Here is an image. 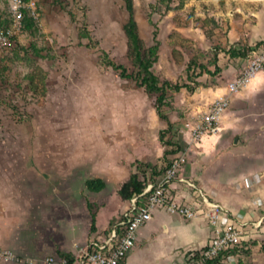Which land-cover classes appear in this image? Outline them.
Returning <instances> with one entry per match:
<instances>
[{
  "label": "rangeland",
  "instance_id": "1",
  "mask_svg": "<svg viewBox=\"0 0 264 264\" xmlns=\"http://www.w3.org/2000/svg\"><path fill=\"white\" fill-rule=\"evenodd\" d=\"M9 2L0 0V28L11 24ZM36 3L38 18L25 14L15 45L0 53V182L7 197H47L61 191L50 187L62 185L73 195L95 175L115 178L109 182L114 192L136 167L160 168L169 156L186 152L192 145L184 142L185 123L226 96L224 113L233 126L220 121L215 135L238 150V163L258 173L248 190L261 201L251 205L258 226L252 221L241 229L238 263L264 264V136L257 124L264 122V95L245 101L243 89L227 90L242 55L264 46V0ZM131 21L137 50L159 85L196 87H165L161 113L170 125L157 115V94L127 77L138 70L127 36ZM110 201L99 225L121 207L117 194Z\"/></svg>",
  "mask_w": 264,
  "mask_h": 264
},
{
  "label": "crops",
  "instance_id": "2",
  "mask_svg": "<svg viewBox=\"0 0 264 264\" xmlns=\"http://www.w3.org/2000/svg\"><path fill=\"white\" fill-rule=\"evenodd\" d=\"M239 94L245 101L264 95V71L257 72ZM228 119L229 115L224 113L221 121L224 128L230 130L234 120ZM257 124L260 126L258 135L264 136V122ZM228 144L226 138L215 134L204 135L197 143L189 144L192 146L186 151V164L181 176L192 180L197 187L228 208L238 226L245 222H258V215L251 207L255 205L254 199L258 198L251 195L247 185L249 174L258 173L252 168H246L242 161L238 163L236 158H241V155H237V149L229 150ZM130 175L127 173L123 177L114 192L109 182H115V178L107 180L101 175H95L85 179L73 195L67 192L69 186L62 185L58 188L50 187L61 191L47 197L25 198L18 194L15 199L7 197L4 192L7 185L0 182L2 246L23 259L32 260L24 264H45L47 257L72 259L76 245L104 235L109 224L124 209L126 202L120 198L118 191ZM94 178L104 182V188L99 192L89 191L85 187V182ZM113 194L118 195L121 207L99 225L98 215L110 206ZM192 194L191 190L174 184L170 187V196L177 200L189 198ZM94 204L96 208H92ZM91 214L95 216L94 230H91ZM252 225L257 227L258 223ZM210 237V227L200 219L185 220L156 211L138 230L135 245L127 255L125 264H186L188 256L203 249ZM241 259L240 251L235 250L223 258L222 264H239Z\"/></svg>",
  "mask_w": 264,
  "mask_h": 264
},
{
  "label": "built area",
  "instance_id": "3",
  "mask_svg": "<svg viewBox=\"0 0 264 264\" xmlns=\"http://www.w3.org/2000/svg\"><path fill=\"white\" fill-rule=\"evenodd\" d=\"M9 14L10 26L0 28V53L10 50L15 45V37L22 29L25 14L34 20L38 18L36 0H10ZM238 62L239 73L227 87L229 94L244 89L251 78L264 68V46L251 50ZM227 106L228 97L220 96L212 102L206 112L185 123L188 137H183L184 142L187 145L197 143L207 133L215 134L219 130L218 124ZM185 164L184 150L169 156L158 168L156 176L147 170L144 173L142 190L126 202L124 209L109 224L104 235L85 244L76 245L72 259L47 257L44 263L125 264L127 255L135 245L138 230L156 211L176 215L185 220L200 219L210 227L211 237L207 245L199 252L190 254L186 264H205L240 246L244 241L241 229L246 227L248 222L238 226L228 208L214 200L205 190L197 187L192 180L181 176ZM258 182V174L251 176L247 180L248 188L252 189ZM173 184L191 190L192 196L183 200L171 197L170 187ZM253 203L260 205L261 201L254 199ZM22 260L25 263L32 262L31 259H23L4 248L0 242V264H17Z\"/></svg>",
  "mask_w": 264,
  "mask_h": 264
},
{
  "label": "trees",
  "instance_id": "4",
  "mask_svg": "<svg viewBox=\"0 0 264 264\" xmlns=\"http://www.w3.org/2000/svg\"><path fill=\"white\" fill-rule=\"evenodd\" d=\"M128 39L131 43V45L134 48L135 52V60L136 64L138 66L137 72L134 74V76H127L125 74V71L122 69V67L115 66L112 64V66L116 69L121 70L122 76H127L129 78H134L139 85H143L146 88V91L148 93H156V112L157 115L163 119L167 125H170V121L163 116L161 113V106H162V98L165 92V87H168L169 89L174 90L175 92L180 91L181 89H185L186 91H194L196 87H190L189 85H179L174 84L170 85L168 83H161L159 85L157 78L149 71L150 68V62L145 61L142 57L140 52L137 50L139 45V39L136 34V26L133 21L130 22V25L128 27L127 31ZM245 57L244 55H242ZM169 146H172L171 144ZM150 170L153 176H156L158 174V166H143L142 169L140 167H136L135 172H133L128 180L124 182L119 191L118 194L120 198L127 202L129 199L134 196L135 194H138L142 190V183L144 178V173ZM85 187L92 192H99L104 188V182L99 178L89 179L85 182ZM94 221L95 216L94 214H91V230H94ZM236 249H233L229 251L228 253L221 254L217 256L215 259L210 260L206 262L205 264H222V260L224 257L229 255L230 253L234 252Z\"/></svg>",
  "mask_w": 264,
  "mask_h": 264
}]
</instances>
